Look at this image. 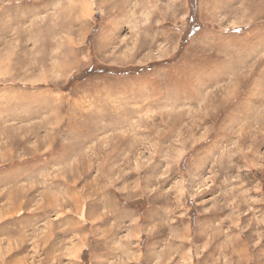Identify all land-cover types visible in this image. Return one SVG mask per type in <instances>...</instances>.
<instances>
[{
	"label": "rangeland",
	"instance_id": "1",
	"mask_svg": "<svg viewBox=\"0 0 264 264\" xmlns=\"http://www.w3.org/2000/svg\"><path fill=\"white\" fill-rule=\"evenodd\" d=\"M191 14L0 0V264H264V0Z\"/></svg>",
	"mask_w": 264,
	"mask_h": 264
},
{
	"label": "trees",
	"instance_id": "2",
	"mask_svg": "<svg viewBox=\"0 0 264 264\" xmlns=\"http://www.w3.org/2000/svg\"><path fill=\"white\" fill-rule=\"evenodd\" d=\"M190 6H191L192 14L190 15V26L188 27L186 36H188V34H193L195 30L198 28L195 26L200 23L199 19L196 17V13L198 11V0H190Z\"/></svg>",
	"mask_w": 264,
	"mask_h": 264
}]
</instances>
